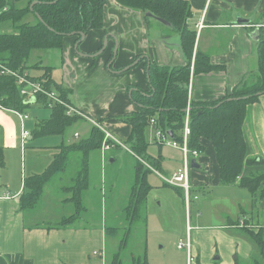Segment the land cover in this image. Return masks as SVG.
<instances>
[{"label": "crops", "instance_id": "obj_1", "mask_svg": "<svg viewBox=\"0 0 264 264\" xmlns=\"http://www.w3.org/2000/svg\"><path fill=\"white\" fill-rule=\"evenodd\" d=\"M183 1L187 2L190 8L187 29L195 34L190 59L191 74L187 105L191 100L208 101L222 98L246 81H255L260 67L259 42L264 40V0ZM25 3L21 1L17 4L25 5ZM149 13L143 9L123 6L116 0H109L104 7V20L101 28L91 29L85 33V36L67 35L62 50L57 48L39 50L41 52L37 54L38 63L34 61L31 66L28 64L21 70L39 80L44 86L49 79L50 90L56 92L66 102L81 109L86 116L68 115L66 107L59 105L64 107L68 116H75L79 119L68 126L63 134L39 136L38 139L31 135L32 130L40 120L50 118L54 106L58 105L50 108L42 103L47 99L44 95H38L28 103L31 108L26 110L30 116L27 120H32L29 113L31 110L36 116L33 127L29 128L28 139L36 147L50 149L51 159L48 165L64 148V144L70 146L76 143L74 138H87L93 128L103 132L104 136L100 148L91 151L87 158L90 183L81 196L80 211L74 205V193L71 189L73 173L70 183L65 181L62 175L64 172L55 176L45 188V193L40 198L37 207L32 209L33 211L26 212L22 209L20 202L25 179L42 173L48 165L41 171H35L27 176L23 172L21 179L2 173L7 164L0 169V264H109L116 255L120 258L122 256L125 262L131 264L133 258L144 260L145 249L150 264L147 239L142 238V244L140 241L137 247L132 243L130 255L125 251L131 239L126 244L121 240L127 223V221L124 223L126 220L123 217L124 207L130 199L136 163L143 162L152 171L153 179L156 180L154 184L157 187L174 188L186 210L184 188L166 181L171 174L184 167L183 152L179 148L169 144L166 146L165 143L157 141L155 130L158 119L153 116L146 130V134L151 132V136L147 137L150 144L147 152L150 156L159 158V161V155H162L161 165L153 167L142 157L136 156L135 158L127 142L132 133V125L122 119L140 111L142 104L133 100L132 95L136 91L149 94L148 70L151 65L174 68L184 66L188 62V56L182 49L181 31L168 20L165 19L169 24H165L158 19L162 17ZM27 20L35 21L33 15L28 16ZM200 24H203V27H200ZM35 51H32L31 56ZM198 52L207 54L211 64L218 67L217 70L194 74ZM45 53L48 55L47 58ZM48 68H50L49 71ZM32 70H39V74L34 75ZM18 93L20 95L19 89ZM0 102L2 104L1 90ZM2 106L4 109L7 108L6 111H11L17 116L14 112L17 109L8 108L3 104ZM4 109L0 108V118L3 112H6ZM18 119L22 129V125L25 126L27 120L23 123L19 117ZM152 119L156 120L155 125L151 123ZM92 120L100 126L94 124ZM70 129L72 131L69 136L65 137ZM104 129L119 141L115 143V146L121 145L124 148L113 147L107 152L103 151ZM158 129L166 133L169 138L177 140L172 132L170 134V130ZM183 129L182 137L178 140L180 142L183 141ZM243 132L247 143V158L255 156L264 158V92L261 93L256 103L248 106ZM76 133L79 135L77 136ZM19 139L21 140V131ZM202 142L206 146L205 151L202 152L201 158L196 159L201 167H193V159L189 164L190 191L192 193L193 190L195 193L191 203L195 199L194 204H196L204 196L208 198H203V204L197 205L193 213L192 206L189 212L187 210L185 212L187 230L194 226L196 262L235 264L237 257L244 263L259 259V247L250 230L257 232L264 229V197L260 196L259 191L252 195L246 188L240 187L239 182L232 186L221 184L220 166L213 146L206 139ZM164 146L172 150L174 154L172 162L178 165L172 172L163 167ZM20 147L23 157L27 145L23 148L20 141ZM76 155L79 157L78 160L82 161L83 156ZM127 158H129L127 167L129 171L124 175L122 170L127 171L125 161ZM73 164L77 166V163ZM95 165L98 170L95 181L96 184L99 183L102 194L101 202L97 204L90 199L92 196L91 170ZM70 166L65 171L70 169ZM103 167L109 168L111 172L106 169L104 171ZM100 168H102L101 172H99ZM263 168L258 165H248L243 170V176L261 171ZM126 176L132 179L128 195L126 197L121 195L116 203L112 200V196L119 195ZM149 184L152 190L154 186L150 180ZM48 188L52 190L49 194L46 192ZM221 192L224 195H221ZM45 195H48L50 203L53 204L71 203L75 206V211L73 210V213L68 216H59V210L54 209V206H44ZM209 198H218L228 203L217 212H210L207 206L210 203ZM113 207H115L114 210ZM75 214H78L75 220L62 224L65 219ZM239 217L242 218L244 226L233 223ZM91 218L99 221L96 227H93L92 233L84 226L75 225L76 221L84 222ZM115 223L120 230L119 234L109 235L106 226ZM138 225L139 223L135 224L133 229L143 228L142 225ZM132 233L133 231L131 235ZM109 237L112 239L114 237V240H109ZM185 238H180V240ZM180 250L186 251L185 249Z\"/></svg>", "mask_w": 264, "mask_h": 264}, {"label": "trees", "instance_id": "obj_2", "mask_svg": "<svg viewBox=\"0 0 264 264\" xmlns=\"http://www.w3.org/2000/svg\"><path fill=\"white\" fill-rule=\"evenodd\" d=\"M21 1H25V5L17 4ZM33 1L0 0V8L3 6L9 8L0 13V60L14 70L21 71L28 66L33 50L56 48L62 50L67 35H77L89 32L91 29L101 28L104 20V7L109 0H37L39 2L31 8ZM116 1L129 8L143 9L175 25L182 33V49L188 56V62L180 67L151 65L148 70L149 94L136 91L132 95L133 100L142 104L140 111L122 118L132 125V133L127 141L133 152L132 155L135 158L136 156L142 157L153 167H159L162 155H159V161V158L148 154L147 150L150 144L146 137V130L150 125V119L156 116L158 119L157 128L171 130L177 140L182 137L185 109L189 98L190 59L195 39V34L188 31L186 26L190 8L188 3L183 0ZM30 15H33L35 21L27 20ZM259 58V74L255 81H246L235 88L232 93L219 99L191 100L189 145L191 148L203 152L206 146L202 140H208L213 146L216 160L220 166V183L232 186L239 182L240 187L249 189L253 191L252 193L260 190L263 197L264 168L248 176H243V170L248 165L264 167V158L261 156L247 158V143L243 132L248 106L256 103L261 93L264 92V40L259 42ZM194 66V74L207 73L218 68L212 65L209 56L202 52L196 54ZM0 78L2 104L26 113L31 105L25 103L20 97L15 78L12 76H1ZM50 83L49 79L45 83L48 90H50ZM42 103L48 106L47 99ZM53 109L51 117L40 120L32 130L31 135L34 138L55 133L63 134L68 126L79 119L75 116H68L62 106H54ZM27 115L29 118L28 113ZM103 136V132L93 128L87 138L70 146L64 144V148L54 156L51 164L42 173L26 178L24 191L20 197L22 209L26 212L33 211L32 209L37 207L40 198L44 195L45 188L55 176L65 172L72 162L77 163V170L73 172L71 189L74 193V205L80 211L81 196L90 183L87 158L91 151L100 148ZM114 147L124 148L121 145ZM76 154L83 156L82 161L78 160L79 157ZM5 164V148L0 144V169ZM151 173L152 171L143 162L136 163L130 199L124 207L123 214V217L126 218L124 223L125 221L127 223L121 240L125 244L131 239L133 227L139 221L143 228L137 227V230H147V197L151 190L149 184ZM76 216L78 214L65 219L62 224L75 220ZM115 225L116 223L106 226L109 235L119 234L120 230ZM250 233L256 240L261 258V260L255 259L253 264H264V229L257 232L250 230ZM132 262L131 264H149L147 250L145 249L144 260L133 258ZM109 264L130 263L125 262L122 256L120 258L119 255H116ZM195 264L201 263L196 262ZM235 264H244V262L237 257Z\"/></svg>", "mask_w": 264, "mask_h": 264}, {"label": "rangeland", "instance_id": "obj_3", "mask_svg": "<svg viewBox=\"0 0 264 264\" xmlns=\"http://www.w3.org/2000/svg\"><path fill=\"white\" fill-rule=\"evenodd\" d=\"M38 52H41L39 50L35 51V53L31 56V59H29V66L35 63H38L37 54ZM43 54V52H42ZM45 57L47 58L48 55L45 53ZM32 69V67H30ZM29 68V70H30ZM32 73L34 75L39 74V70H32ZM6 111V110H4ZM34 111H30L29 113L32 116V120H27L25 122V128L29 131V128H32L34 125V121L36 120V116L33 113ZM18 116V115H17ZM14 113L11 111L3 112L2 118H0V144H2L5 147V157H6V168L2 170L3 174L5 175H13L16 177L22 176V173L30 175L35 171H41L48 165L50 159H51V151L50 149H43L36 147L33 145L32 142H27V147L25 149V154L22 157L21 154V147H20V131L22 129L20 128V121ZM72 130H68L65 137H68L70 132ZM30 132V131H29ZM15 135V136H14ZM151 132H148L146 134V137H150ZM39 139V137H37ZM82 139L80 138H74V141L79 142ZM36 140V139H35ZM124 142V141H123ZM167 146V144H164ZM163 147V167L166 170L173 171V169L177 168L178 165L176 163L172 162V159L174 157V154L171 149L168 147ZM128 156V153L126 154ZM202 155V151H201ZM201 158V157H200ZM203 158V157H202ZM129 158H127L126 161V169L127 171L122 173L127 174L129 169L128 163ZM101 169L99 172H101ZM106 167H103V170L105 171ZM77 170V166H75L71 162L70 169L65 171L62 175L65 179V181L70 183V179L72 176V173ZM106 171L111 172L109 168L106 169ZM101 175V173H99ZM171 174V176H173ZM92 175V196L91 200L94 201L96 204L101 202V190L99 189V183L95 181L96 177L98 176V170L96 165L91 170ZM99 175V176H100ZM120 176V175H119ZM149 180L151 184L154 186L152 190L150 191L149 197H148V222H147V230H133V233L131 235V240L127 243L126 251L127 254L130 255V245L132 243L135 244L137 247L140 243L141 239H147L148 240V259L150 261V264H187V256L186 251L180 250L178 248V242L181 240L184 241L187 239V236L190 234L192 244H193V250L195 253V246H196V240L194 237V226L192 228L188 229L186 228V210L189 212L190 207L189 204L186 205V210L184 209L182 199L177 195L176 191L172 187H161L156 186L155 179H153V174L149 175ZM132 179L130 176H126L122 188L119 192V195H113L112 200L116 203L120 200L121 195L126 197L129 192V186L131 185ZM68 183V184H69ZM196 189V187H195ZM249 192H251L252 195H255V193H252L253 191L247 189ZM50 189L48 188L46 192L49 194ZM52 191V190H51ZM50 191V192H51ZM184 191V190H183ZM260 192V190H258ZM197 192V189H196ZM198 193V192H197ZM221 195H224L223 192L220 193ZM195 193H191V196L189 199H193ZM261 196V192H260ZM187 197V195H186ZM262 197V196H261ZM264 197V196H263ZM99 198V199H98ZM208 197H201L196 204L194 201L191 203L192 206V213L196 210V206H201L203 204L204 199ZM210 203L207 205L210 212H217L222 206L226 205L227 201H222L218 198H209ZM102 203L105 205L104 200L102 199ZM43 204L45 207H53L56 210H59V216L60 215H71L73 213V210L75 211V206H73L71 203H57L53 204L50 203L48 195L44 196ZM102 204V205H103ZM106 207V205H105ZM115 207H113V210ZM112 210V207H111ZM96 215V214H95ZM193 215V214H192ZM244 215V214H240ZM53 217V216H52ZM54 219V217L52 218ZM98 220L95 218H91L89 220H85L84 222L76 221L75 225L78 226H84L87 229H89V232H93V227H96L98 224ZM192 223V222H191ZM235 225L244 226V222L241 217L237 218L233 221ZM139 225H141V222H139ZM187 235V236H186ZM186 236V238H185ZM180 238H185L181 239ZM109 240H114L109 237ZM142 244V241H141ZM141 246V245H140ZM92 244L90 245V249L92 251ZM253 259V258H252ZM255 260V259H254ZM254 260H251L249 263L244 264H253ZM261 258L259 257V259Z\"/></svg>", "mask_w": 264, "mask_h": 264}, {"label": "built area", "instance_id": "obj_4", "mask_svg": "<svg viewBox=\"0 0 264 264\" xmlns=\"http://www.w3.org/2000/svg\"><path fill=\"white\" fill-rule=\"evenodd\" d=\"M9 8L8 6H3L0 8V13L2 11H7ZM200 27H203V24L199 25ZM1 76H12L15 78L18 89L20 91V95L23 97V101L25 103H29L32 99H35L38 95H44L47 98L48 107H53L54 105H63L66 107V111L68 115H76L81 117H86L85 114L79 109L78 107L66 102L64 99H62L56 92L48 90L43 83H41L39 80L32 78L27 72L20 71V70H14L10 68L6 63L0 60V77ZM190 106L191 101L188 102L187 109H186V115H185V123H184V129H183V141L180 142L178 140H174L169 138V136L164 133L160 129L155 130V137L158 142L169 144L173 147L179 148L184 155V167L179 169L175 172L173 176L170 178H167V182L178 185L184 188L185 190V196L186 197V205L189 204V207H191V200L189 197L191 196L190 191V184H189V164L192 159H198L201 156V151L198 149H192L189 147V136H190ZM0 108L4 109L0 102ZM4 110H7L5 108ZM19 118L22 120V122L28 118L27 113L15 110L14 111ZM95 122L94 120H92ZM151 123L153 125L156 124V120L152 119ZM94 124L100 126L97 122ZM105 132V140L102 145V150L107 152L110 149H112L115 146L116 142H119L115 136H113L110 132ZM30 132L25 128L24 124L22 125V131H21V144L24 148L27 139L29 138ZM78 136L79 133H76ZM190 229V227H189ZM178 247L180 249H185L187 252V264H195L196 263V256L194 254L193 250V244L190 237V234L187 236V239L184 241H180L178 244Z\"/></svg>", "mask_w": 264, "mask_h": 264}, {"label": "water", "instance_id": "obj_5", "mask_svg": "<svg viewBox=\"0 0 264 264\" xmlns=\"http://www.w3.org/2000/svg\"><path fill=\"white\" fill-rule=\"evenodd\" d=\"M39 1H37V0H34V2L32 3V5H31V8H33V5H35L36 3H38ZM149 14H151V13H149ZM38 17H39V19L40 20H42V18L38 15ZM160 21H162L163 23H165V24H169V22L168 21H166L165 19H163V18H158ZM81 36H85V33H79ZM34 99H32V101H33ZM170 132V134H171V130L169 131ZM192 166L193 167H196V168H200L201 167V165L199 164V163H197V160L196 159H193L192 160Z\"/></svg>", "mask_w": 264, "mask_h": 264}]
</instances>
